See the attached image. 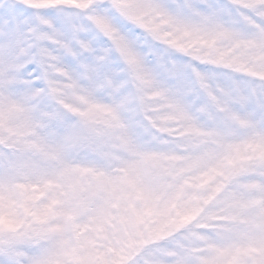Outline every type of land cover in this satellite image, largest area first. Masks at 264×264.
<instances>
[{
	"label": "snow or ice",
	"instance_id": "1",
	"mask_svg": "<svg viewBox=\"0 0 264 264\" xmlns=\"http://www.w3.org/2000/svg\"><path fill=\"white\" fill-rule=\"evenodd\" d=\"M137 7L141 5L124 0L0 3V116L35 103V95L41 103L53 106L58 122L73 119L79 123L103 114L113 122L118 114L134 109L135 118L149 132L167 133L169 129L152 117L153 104L170 109L172 115L164 119L188 120L184 97L161 83L149 63L148 48H158L161 38L131 15ZM158 10L170 12L185 34L208 49L203 54L199 48L189 52L183 45L174 49L191 60L198 82H210L217 73L201 71L197 64L219 68L230 79V94L238 95L235 106L243 112L239 123L245 125L249 143L259 149L255 170L236 168L226 176L221 174L214 203L181 214L163 238L147 234L137 244L133 233L83 261L68 260V246L58 244L43 228L24 227L12 203L0 194V264H264V238L256 240L235 230L230 204L235 196L229 195L242 191L264 197V0H177ZM101 41L107 46L98 51ZM113 56L121 62L118 68L110 66ZM68 59L74 67L68 66ZM239 75L247 79H236ZM61 85L76 101L70 110L58 102ZM198 91L204 97L202 111L214 106L212 92L203 87ZM16 166L14 153L0 148L3 191L11 189ZM238 180L249 183L238 186ZM212 208H221L223 218L215 219ZM256 208L264 209V198ZM36 220L43 223L40 216ZM202 220L204 225H200ZM164 241L171 246H158Z\"/></svg>",
	"mask_w": 264,
	"mask_h": 264
},
{
	"label": "rangeland",
	"instance_id": "2",
	"mask_svg": "<svg viewBox=\"0 0 264 264\" xmlns=\"http://www.w3.org/2000/svg\"><path fill=\"white\" fill-rule=\"evenodd\" d=\"M4 2L10 0H0ZM46 2L34 0L40 5ZM124 3L141 5L131 15L159 34L158 48H148L149 63L161 83L184 97L188 120L164 119L172 115L170 109L153 104L152 117L169 129L167 133L149 132L135 118L134 109L118 114L113 122H108L107 114L79 123L73 119L58 122L53 118V106L41 103L35 95V103L0 116V148L11 150L17 160L11 189L0 187V194L12 203L24 227L43 228L58 244L67 245L68 260L91 259L133 233L137 244L147 234L163 238L181 214L197 205L214 203L221 174L226 176L228 170L236 168H247L249 173L255 170L253 161L259 149L249 143L245 125L239 123L243 112L235 106L238 95L230 94L228 76L219 68L197 64L201 71L217 73L210 82H198L191 60L174 51L176 45L189 52L197 48L201 54L208 51L173 22L170 12L158 10L177 0ZM105 46L103 41L96 45L98 51ZM66 63L75 66L71 59ZM120 65L113 56L110 66ZM236 79L247 78L239 75ZM59 87L58 102L70 110L76 101L63 92V85ZM200 87L215 97L214 106L203 111ZM247 183L237 181L238 186ZM229 195L235 196L230 201L235 230L256 240L264 238V209L256 208L264 197L242 191ZM211 213L215 219L223 218L221 208H212ZM37 216L43 223L37 222ZM205 223L200 221V225ZM158 246L171 244L164 241Z\"/></svg>",
	"mask_w": 264,
	"mask_h": 264
},
{
	"label": "clouds",
	"instance_id": "3",
	"mask_svg": "<svg viewBox=\"0 0 264 264\" xmlns=\"http://www.w3.org/2000/svg\"><path fill=\"white\" fill-rule=\"evenodd\" d=\"M192 243H193V246H194V247H198V246H199L195 240H193Z\"/></svg>",
	"mask_w": 264,
	"mask_h": 264
}]
</instances>
